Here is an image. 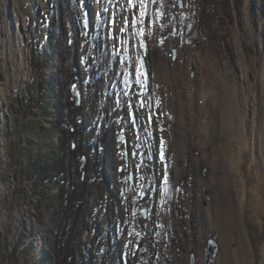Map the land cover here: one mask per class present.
<instances>
[{
    "label": "rangeland",
    "instance_id": "374dc122",
    "mask_svg": "<svg viewBox=\"0 0 264 264\" xmlns=\"http://www.w3.org/2000/svg\"><path fill=\"white\" fill-rule=\"evenodd\" d=\"M51 1L0 0V264H52L58 188L32 176L33 157L49 165L58 145L35 108V60L54 53ZM169 1L168 13L161 0L76 2L84 133L99 144L105 124L113 132L98 153L103 181L83 162L93 184L77 264H190L192 253L207 264L210 238L219 244L210 264H264V0H241L222 35L199 23L197 0ZM91 66L100 84L89 90ZM29 116L46 130L28 133ZM188 172L185 222L175 205ZM165 228L175 235L166 248Z\"/></svg>",
    "mask_w": 264,
    "mask_h": 264
},
{
    "label": "trees",
    "instance_id": "16d2710c",
    "mask_svg": "<svg viewBox=\"0 0 264 264\" xmlns=\"http://www.w3.org/2000/svg\"><path fill=\"white\" fill-rule=\"evenodd\" d=\"M161 1L163 12H170V1ZM240 1L197 0L198 7L202 13V20L199 23L202 24L204 29L213 27L214 31L219 24L218 27H220L222 35L223 22L226 19L233 20L236 10H238L236 16L240 14ZM76 2L77 0L51 1L49 5L51 10L49 39L51 40L54 53L50 56H45L43 61L35 60L37 72L40 74V88L35 99V108L51 117L52 130L58 135V145L56 149L52 150L51 154L53 163L43 165L39 159L33 157V175L31 174L50 182L52 186L58 188L56 201L53 202L56 209L54 221L58 225L54 230L52 241L50 240L51 246L45 250L46 256L49 261H52V264L78 263L77 252L83 234V217L89 210L90 189L93 184L92 181L87 180L88 177L85 174L83 162L86 158L88 165H95L94 182L95 180L103 181V167L106 160L104 154L98 156V153L100 149H105L113 141L111 123L105 124V128L101 130L100 137L102 140L99 144L90 142L84 133V107L83 104L78 103L76 96V90L80 87V77L77 72L76 36L79 28L76 18L77 11L75 10ZM84 8L88 10L87 3L84 4ZM206 24L208 25L207 27ZM94 39L96 45L99 46V35L97 34ZM53 62L54 68L51 67ZM51 69H53V74L50 75L48 73L47 75V72L51 71ZM99 84L100 77L96 74L93 66H91L87 87L92 90L96 89ZM50 85L54 88L53 97L50 92L53 89ZM48 95L54 100L52 108L50 107L49 110L44 106V99ZM29 121H32L33 124H30ZM36 122L35 116H29V119L25 121L28 133L33 132V135L35 133L39 135V133L46 130L42 123L38 124ZM104 122H106L105 117L103 118V124ZM188 156L192 161V153H189ZM193 171L196 172L195 170ZM190 173H187L179 186L175 205L178 218L185 222V215L187 214L183 215L182 206L186 202L191 186L194 185ZM56 222L54 223L56 224ZM134 228L144 233L147 231L139 222L135 223ZM164 232L163 246L165 248L167 245L171 247V243L175 242V235L170 234L167 228H165ZM80 261L82 262L81 258ZM160 263L166 264L167 260L160 259Z\"/></svg>",
    "mask_w": 264,
    "mask_h": 264
},
{
    "label": "water",
    "instance_id": "95a60500",
    "mask_svg": "<svg viewBox=\"0 0 264 264\" xmlns=\"http://www.w3.org/2000/svg\"><path fill=\"white\" fill-rule=\"evenodd\" d=\"M175 51L176 50L174 49V53H175ZM78 103H79V101H78ZM218 249H219L218 242L214 238H210L208 241V244H207V248H206V262H207V264H210L212 261L215 260L217 253H218ZM190 264H196L195 253L191 254Z\"/></svg>",
    "mask_w": 264,
    "mask_h": 264
},
{
    "label": "bare ground",
    "instance_id": "6f19581e",
    "mask_svg": "<svg viewBox=\"0 0 264 264\" xmlns=\"http://www.w3.org/2000/svg\"><path fill=\"white\" fill-rule=\"evenodd\" d=\"M1 6V5H0ZM20 17V16H19ZM4 30L6 31V29H5V27L2 25V20H1V7H0V34L1 33H3L4 32ZM16 31V30H15ZM6 33V32H5ZM10 35V33H9V31L7 30V36H9ZM18 37V38H17ZM9 38V37H8ZM16 39H17V41H20L21 40V36H20V34H19V32L17 31V36H16ZM0 45H1V42H0ZM1 87H0V99L2 98V96H1ZM227 209H228V207H227ZM228 222H230V220L228 219ZM227 222V223H228Z\"/></svg>",
    "mask_w": 264,
    "mask_h": 264
}]
</instances>
